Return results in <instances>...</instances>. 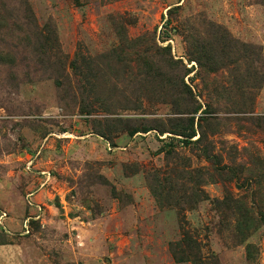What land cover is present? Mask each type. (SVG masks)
Instances as JSON below:
<instances>
[{
    "label": "rangeland",
    "instance_id": "obj_1",
    "mask_svg": "<svg viewBox=\"0 0 264 264\" xmlns=\"http://www.w3.org/2000/svg\"><path fill=\"white\" fill-rule=\"evenodd\" d=\"M0 15V264H193L174 255L182 227L205 264H264V226L234 246L216 209L227 196L253 206L257 178L264 196V123L247 120L264 118V87L242 114L225 90L235 80L210 79L190 55L212 25L264 48V0H0ZM189 117L216 119L220 163L175 135L128 131L171 119L185 129ZM181 166L203 179L194 210L149 186Z\"/></svg>",
    "mask_w": 264,
    "mask_h": 264
},
{
    "label": "trees",
    "instance_id": "obj_2",
    "mask_svg": "<svg viewBox=\"0 0 264 264\" xmlns=\"http://www.w3.org/2000/svg\"><path fill=\"white\" fill-rule=\"evenodd\" d=\"M4 19L0 15V20ZM211 36H200L195 42V50L190 52L192 61H197L201 67V72L203 74L220 78V81L230 79L235 80L234 85H229L225 90H231L234 92V96L240 99L239 103H242L244 113L242 114H254L255 112V101L259 95L260 89L264 87V48L248 45L235 40L232 35L224 27L217 25L209 26L208 33ZM123 51V50H121ZM151 68V67H150ZM131 69V68H130ZM129 69V70H130ZM153 76H157L158 71L152 67ZM189 71H187L188 73ZM136 74V73H135ZM227 74V76H226ZM137 76L144 77L146 73L137 72ZM148 81H144L142 89L146 90L150 84ZM210 82V80H209ZM209 82L205 83L207 88H209ZM157 87V85H154ZM183 86L188 87L186 84ZM94 86H91L93 90ZM161 90H165L166 94L170 96L172 89H175L173 86L168 87H157ZM168 89L169 92H168ZM192 95V94H191ZM182 98L177 100L181 102ZM238 103V104H239ZM175 104V103H173ZM237 110L238 108L234 105ZM242 107L240 109L242 110ZM202 104H198L195 99L191 100V104L188 105L189 114H196L202 110ZM212 106L207 105L204 110L205 114L212 113ZM175 124L169 128L165 125V122L158 121L161 124L157 125L156 121H152V124L149 122H134L135 124H140L141 126L135 127L130 131L131 136H136L138 134H148L151 131H157L160 136L165 134L175 135L182 141L185 140V145H193L196 147L204 146L202 156L211 163H220L221 157L215 156L212 152L213 142L209 141V131L208 124L212 123L216 119L214 118H202L199 119L198 123L195 117H189L185 121L188 122V126L185 129H182L179 124L176 125V121L180 119H171ZM250 121H261L264 123V118L249 116L247 119ZM119 123H125L124 120H119ZM229 121V120H228ZM182 122V121H180ZM198 124V125H197ZM162 125V126H161ZM199 126V127H198ZM100 130L96 129V132ZM101 137L106 138L105 135L99 134ZM197 136H200L196 141H194ZM107 139V138H106ZM109 140V139H107ZM111 140V139H110ZM109 140V141H110ZM172 146V145H171ZM169 147V146H167ZM160 150V153H166L168 157L175 161L174 147H170L169 150ZM182 159H179L181 161ZM178 165V164H176ZM180 165V164H179ZM182 167V166H181ZM200 169L195 171L196 178H199V181L195 183L194 175L185 168H175V178L166 177L161 178V174L156 172L153 176V187L149 186L153 194H157L156 198L158 200L172 199L171 205H176L177 208L182 211L186 209L194 210L198 208L201 202L207 198V195L200 190L199 183L203 180L200 174ZM182 182V183H181ZM262 180L256 179V182L253 186H257L256 197L251 202L250 205L247 200L244 198L233 199L229 196L223 201L216 200V209L219 210L221 214V222H219V228L221 229L222 234H232L236 240L234 246L245 244L246 241L257 231H259L264 226V212L257 215L256 211L264 209V196L260 195L262 193ZM196 187V190L194 187ZM181 194V195H180ZM163 196V197H162ZM160 203V202H159ZM185 218V216H183ZM185 220V219H183ZM183 230V239L179 242L178 245H184L180 253L179 250L174 252L175 258L179 262L183 261H192L193 264H205L201 259V253L199 252V247L197 243L193 241V238L188 232H186L185 227H182ZM175 249H178L176 247ZM255 250L253 245H247V256L248 260L253 259L252 251ZM197 251L199 253H197ZM201 260V261H199Z\"/></svg>",
    "mask_w": 264,
    "mask_h": 264
}]
</instances>
